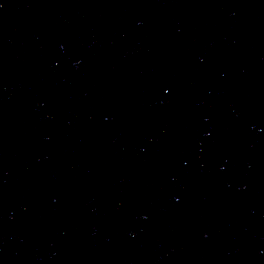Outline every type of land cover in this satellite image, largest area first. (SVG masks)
Segmentation results:
<instances>
[{
  "label": "water",
  "instance_id": "95a60500",
  "mask_svg": "<svg viewBox=\"0 0 264 264\" xmlns=\"http://www.w3.org/2000/svg\"><path fill=\"white\" fill-rule=\"evenodd\" d=\"M0 264H264V201L125 125L0 141Z\"/></svg>",
  "mask_w": 264,
  "mask_h": 264
}]
</instances>
